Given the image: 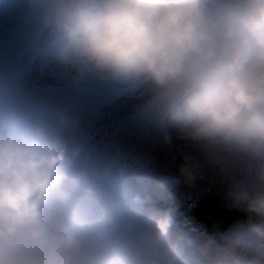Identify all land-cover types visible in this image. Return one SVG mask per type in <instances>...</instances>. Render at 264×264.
Masks as SVG:
<instances>
[{
  "label": "clouds",
  "instance_id": "9594fccd",
  "mask_svg": "<svg viewBox=\"0 0 264 264\" xmlns=\"http://www.w3.org/2000/svg\"><path fill=\"white\" fill-rule=\"evenodd\" d=\"M60 69L49 94L0 67V264H264V0H18ZM139 87L146 138L177 177L103 158L78 108ZM209 179L246 213L210 262L163 202Z\"/></svg>",
  "mask_w": 264,
  "mask_h": 264
},
{
  "label": "rangeland",
  "instance_id": "374dc122",
  "mask_svg": "<svg viewBox=\"0 0 264 264\" xmlns=\"http://www.w3.org/2000/svg\"><path fill=\"white\" fill-rule=\"evenodd\" d=\"M18 14V0H0V67L6 51L10 70L18 82L57 95L62 91L60 69L48 50L46 38L24 35ZM22 57L23 62L20 61ZM148 96L147 89L139 87L116 96L98 95L93 103L77 109L81 129L88 141L103 158L123 168L129 177L152 170L146 166L150 162L148 158L139 155L136 159L130 157L129 148L133 146H137L140 152L152 150L156 158H162V165L159 163L161 167L171 172L180 164L176 148H160L143 134L139 113ZM202 183L207 185L208 182ZM175 190H170L171 195L163 202L164 207L172 208L169 204L174 200ZM199 191L201 194L194 202L202 194L209 193L206 188H200ZM217 195L221 197L215 195L217 198L229 203L224 189ZM182 204L184 207L181 209L172 210L178 226L192 235V239L204 250L210 262L228 259L227 253L231 247L224 240L223 234L218 230H206L203 224L194 220L191 209L188 211L185 208L186 203Z\"/></svg>",
  "mask_w": 264,
  "mask_h": 264
},
{
  "label": "trees",
  "instance_id": "16d2710c",
  "mask_svg": "<svg viewBox=\"0 0 264 264\" xmlns=\"http://www.w3.org/2000/svg\"><path fill=\"white\" fill-rule=\"evenodd\" d=\"M129 152L131 153L130 157H133L134 159L137 158V156H141L143 158H148L150 160L148 166V169L152 170H147L146 173H151L153 177H162V176H172V177H177L179 178L178 174V166L171 172V170H166L165 168L161 167L162 163L161 159L162 158H156L154 156V152L152 150H142L141 152L139 151L138 147L133 146L129 148ZM152 152V153H151ZM161 162V163H160ZM161 165H160V164ZM202 182H208L207 185ZM199 183V184H198ZM177 188V189H176ZM207 189V192L209 193H214L217 197H220L217 195V193H221L223 188L221 185H217L215 182H210L209 179L205 178L202 180H197L192 184H187L183 182L181 179L180 182L174 186H172L171 189L175 190V197L174 200L170 203L172 208H182L183 202L186 203L185 208L189 211L191 204L195 200L197 196H199L201 193L199 189ZM197 190V192L195 191ZM221 198V197H220ZM239 255L238 251L230 248L228 253H227V258H235Z\"/></svg>",
  "mask_w": 264,
  "mask_h": 264
},
{
  "label": "water",
  "instance_id": "95a60500",
  "mask_svg": "<svg viewBox=\"0 0 264 264\" xmlns=\"http://www.w3.org/2000/svg\"><path fill=\"white\" fill-rule=\"evenodd\" d=\"M191 212L194 220L203 224L206 230H218L221 234L233 223L246 218L245 212L231 207L211 193L202 194L197 202H193Z\"/></svg>",
  "mask_w": 264,
  "mask_h": 264
}]
</instances>
